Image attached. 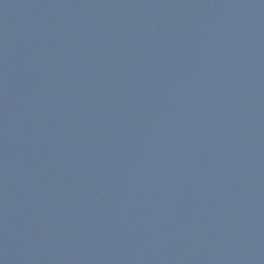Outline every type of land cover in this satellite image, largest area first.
I'll list each match as a JSON object with an SVG mask.
<instances>
[{
	"label": "water",
	"instance_id": "obj_1",
	"mask_svg": "<svg viewBox=\"0 0 264 264\" xmlns=\"http://www.w3.org/2000/svg\"><path fill=\"white\" fill-rule=\"evenodd\" d=\"M171 264H264V0H170Z\"/></svg>",
	"mask_w": 264,
	"mask_h": 264
}]
</instances>
